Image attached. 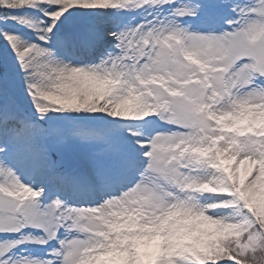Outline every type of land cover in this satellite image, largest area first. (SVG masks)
I'll use <instances>...</instances> for the list:
<instances>
[{
    "label": "snow or ice",
    "instance_id": "6c2138e0",
    "mask_svg": "<svg viewBox=\"0 0 264 264\" xmlns=\"http://www.w3.org/2000/svg\"><path fill=\"white\" fill-rule=\"evenodd\" d=\"M0 264H264V0H0Z\"/></svg>",
    "mask_w": 264,
    "mask_h": 264
}]
</instances>
